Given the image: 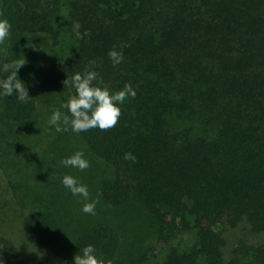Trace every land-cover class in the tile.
<instances>
[{
  "label": "trees",
  "instance_id": "obj_1",
  "mask_svg": "<svg viewBox=\"0 0 264 264\" xmlns=\"http://www.w3.org/2000/svg\"><path fill=\"white\" fill-rule=\"evenodd\" d=\"M62 8L76 27L75 46L68 63V52L51 51L53 63L38 85L43 104L58 96L66 102L74 90L63 81L86 70L98 72L97 86L112 93L126 84L136 92L118 105L115 127L79 133L110 167L99 188L106 211L138 215L139 206L155 222L157 242L169 251L148 264H264V247L243 242L224 260L220 230L245 220L264 232V0H0L9 34L47 35L54 45ZM110 50L123 54L116 67ZM29 96L27 102L15 94L0 98V221L19 218L23 240L17 246L0 234V258L4 264H74L58 254L64 229L54 193L25 204L19 192L26 178L11 175L9 152L23 142L39 108ZM125 153L136 161L125 160ZM188 231L194 240L187 249L170 246ZM87 245L105 264H135L105 219L80 230L75 255ZM145 255L139 257L146 261Z\"/></svg>",
  "mask_w": 264,
  "mask_h": 264
},
{
  "label": "rangeland",
  "instance_id": "obj_2",
  "mask_svg": "<svg viewBox=\"0 0 264 264\" xmlns=\"http://www.w3.org/2000/svg\"><path fill=\"white\" fill-rule=\"evenodd\" d=\"M65 16L66 9L62 8L58 13L57 24L55 25L57 29H60L57 38H55L57 39L55 45L53 37L42 34L36 36L9 34L3 43H0V66L4 63H10L13 58L16 61H23L25 64L18 71V78L25 84L29 94L36 98L39 105L38 112L26 129L23 142L14 145L13 152H9L8 156L14 160L10 168L13 179L20 182L22 178H26L19 196H23V203L31 205L34 203L32 199L41 203L46 199L44 195L54 193V198L58 201L57 214L64 229L62 246L59 247L61 252L58 251V254L71 258L72 262H74L73 258L76 254L75 238L80 230L85 225L101 219H105L109 224L116 227L121 241H123V252L134 255L135 264H148L160 260L166 256L169 247L161 246L157 242L156 224L139 206L136 208L142 215H135L132 211L124 208H119L118 211L111 209L115 212L106 211L108 209L101 201L99 188L102 180L110 174V167L89 152L86 143L79 134L70 130L56 133L48 125V120L55 110L59 109L64 113V109L60 106L65 101L63 97L58 96L50 106L43 104L38 85L41 75L43 76L53 63L52 50L68 52L64 58L66 63L71 57L69 52L75 46L76 27L67 24ZM0 19H3V16L0 15ZM21 50L23 51V58H16L17 52ZM32 70L35 73L34 77L28 74ZM5 73L0 71V80L4 79ZM22 150L26 151L23 153V160H21L19 153ZM77 151H82L84 158L89 161L90 166L84 171L71 167L66 168L61 164L64 158ZM64 175L74 176L88 186L90 200L97 201L95 215L85 214L81 211L85 201L72 196L62 185L61 179ZM111 213H115V215ZM220 230L225 240V246L222 249L224 260L230 258L233 247L239 242L264 247V232L252 231L245 220L238 223L234 228L224 224ZM0 234L12 240L17 246L23 245L20 220L17 217L0 221ZM193 240L194 236L190 231L184 232L179 234L170 246L174 244L181 250H185ZM144 255L146 261L139 257ZM140 260L142 262H139Z\"/></svg>",
  "mask_w": 264,
  "mask_h": 264
},
{
  "label": "clouds",
  "instance_id": "obj_3",
  "mask_svg": "<svg viewBox=\"0 0 264 264\" xmlns=\"http://www.w3.org/2000/svg\"><path fill=\"white\" fill-rule=\"evenodd\" d=\"M10 29L9 22L0 19V43H3L9 36ZM108 57L112 61L113 67L121 64L123 60V54L115 50H110ZM24 64L23 61L14 60L0 66V71L9 73L5 79L0 80V98L11 97L15 94L19 102H27L32 99L25 84L17 75ZM94 64L95 61H90V65ZM94 81L97 83L94 84ZM99 84H102V78L94 70H86L83 73L76 72L70 78H66L63 81V86L67 85L71 90H74V94L69 95L68 100L60 106L62 109H67V114L62 113L59 109L55 110L48 120L49 127L53 128L56 133L70 130L77 134L93 128L107 130L115 127L121 116V108L118 105L124 104L129 97L135 98L136 92L130 84H126L122 90L115 93L110 92L107 87L97 86ZM124 159L133 163L136 161V157L132 153H125ZM61 164L66 168H76L80 171H84L90 166L82 151H77L64 158ZM61 183L72 196L85 201L81 208L83 213L95 215L97 201L90 200L86 184L71 175H64ZM81 252L82 254L74 256V264H105L103 259L97 257L96 250L92 245L85 246ZM0 264H4L2 258H0ZM107 264H111V262L109 261Z\"/></svg>",
  "mask_w": 264,
  "mask_h": 264
}]
</instances>
